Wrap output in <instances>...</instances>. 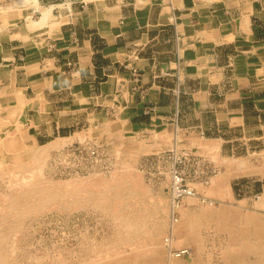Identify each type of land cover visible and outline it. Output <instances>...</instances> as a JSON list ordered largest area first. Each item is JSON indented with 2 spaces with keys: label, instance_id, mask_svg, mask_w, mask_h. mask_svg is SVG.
<instances>
[{
  "label": "crops",
  "instance_id": "0c3cea01",
  "mask_svg": "<svg viewBox=\"0 0 264 264\" xmlns=\"http://www.w3.org/2000/svg\"><path fill=\"white\" fill-rule=\"evenodd\" d=\"M15 114L26 146L108 126L216 148L239 183L174 238L190 264H264V0H1L0 116Z\"/></svg>",
  "mask_w": 264,
  "mask_h": 264
},
{
  "label": "rangeland",
  "instance_id": "374dc122",
  "mask_svg": "<svg viewBox=\"0 0 264 264\" xmlns=\"http://www.w3.org/2000/svg\"><path fill=\"white\" fill-rule=\"evenodd\" d=\"M114 128L79 131L59 139L61 144L53 142L41 159L0 166V256L5 264H190L191 257L171 258L184 248L181 236L174 238L176 230L188 220L215 222L239 181L224 177L216 148L207 147L202 157L179 136L122 139ZM1 134L10 132L2 128ZM256 167L262 171L263 162ZM173 169L183 172L196 193L183 199L179 210L172 204Z\"/></svg>",
  "mask_w": 264,
  "mask_h": 264
},
{
  "label": "bare ground",
  "instance_id": "6f19581e",
  "mask_svg": "<svg viewBox=\"0 0 264 264\" xmlns=\"http://www.w3.org/2000/svg\"><path fill=\"white\" fill-rule=\"evenodd\" d=\"M17 109V108H16ZM20 110H22V108L20 109ZM19 117H20V115L19 114H15L12 118H10V119H7V120H5L3 117H1L0 116V166H3V165H6V164H8V163H12V164H15V165H17V164H20V163H24L27 159H41L42 157H44L46 154H48L49 152H48V150L49 149H51L54 145H55V143H53L52 145H49V146H47V147H44L43 149H41V147L40 146H38V145H35V147H31V148H29V149H26L25 148V146H23V144H21V143H24L23 142V139L26 137L23 133H22V125L21 124H19L18 123V119H19ZM2 128H4V130L5 131H9L10 132V135L8 136V137H4L3 138V135L1 134V131H2ZM57 143V142H56ZM58 144H61V142H59V140H58ZM43 160V159H42ZM45 160V159H44ZM43 160V161H44ZM47 160V159H46ZM39 167V166H38ZM41 167V166H40ZM8 170V169H7ZM41 170L42 169H40L39 171L41 172ZM38 171V169H37V173L39 172ZM12 172V171H11ZM21 172V171H20ZM7 173V172H6ZM36 173V174H37ZM18 174V173H17ZM5 175V174H4ZM39 176H40V173L38 174ZM8 176V175H7ZM16 176V175H15ZM14 176V177H15ZM13 177V176H12ZM33 177H35V176H33ZM1 178V177H0ZM37 178V177H36ZM43 178V177H42ZM41 178V179H42ZM32 179V178H31ZM35 179V178H34ZM17 180H18V178H17ZM23 181H24V179H22ZM21 180V181H22ZM28 180V179H27ZM27 180H25L26 182H27V184H28V182L29 181H27ZM43 180H44V178H43ZM172 180V179H171ZM14 181V180H13ZM45 181V180H44ZM48 181H50V180H48ZM71 181V180H70ZM53 182V181H52ZM51 182V184L50 185H52L53 183ZM15 183V182H14ZM17 183V182H16ZM19 183V182H18ZM43 184H45L44 182H42ZM50 183V182H49ZM60 183V182H59ZM62 183V182H61ZM47 184V183H46ZM13 185V184H12ZM42 185V184H41ZM66 185V184H65ZM74 185V184H73ZM77 185V184H76ZM67 186V185H66ZM71 186V185H70ZM78 186V185H77ZM16 187V186H15ZM25 187V186H24ZM55 187V186H54ZM90 187V186H89ZM45 188V187H44ZM93 188V187H92ZM195 188V187H194ZM63 189V188H62ZM66 189V188H65ZM75 189H77V188H75ZM87 189V188H86ZM196 189V188H195ZM42 189H34V191L36 192V193H38V194H43L44 192L43 191H41ZM72 190H73V188H72ZM118 190V189H117ZM29 191V190H28ZM57 191H59V190H57ZM74 191V190H73ZM116 191V190H115ZM33 192V191H32ZM34 193V192H33ZM55 193V192H54ZM72 193H74V192H72ZM82 193V192H81ZM105 193V192H104ZM25 194V193H24ZM35 194V193H34ZM87 194V193H86ZM37 195V194H36ZM83 195H85V194H83ZM111 195V194H110ZM54 197H55V195H53ZM90 196V195H89ZM15 197V196H14ZM194 197H196V196H192V197H190V198H194ZM202 197V196H201ZM5 198V197H4ZM18 198V197H17ZM47 198V197H46ZM57 198V197H56ZM111 198V197H110ZM128 198V197H127ZM87 199H89V198H87ZM104 199V198H103ZM114 199V198H113ZM131 199V198H130ZM185 199V198H184ZM197 199V198H196ZM195 199V200H196ZM30 200V199H29ZM31 200H33V199H31ZM111 200H112V198H111ZM127 200V199H126ZM129 200V199H128ZM127 200V201H128ZM194 200V199H193ZM46 201V200H45ZM68 201H70V199L68 200ZM93 201V200H92ZM101 201V200H100ZM114 201V200H113ZM197 201V200H196ZM13 202H14V200H13ZM16 202V201H15ZM14 202V203H15ZM27 202V201H26ZM31 202V201H30ZM43 202V201H42ZM49 202V201H48ZM83 202H85V201H83ZM104 202V201H103ZM111 202V201H110ZM118 202V201H117ZM182 202V201H181ZM35 203V202H34ZM82 203V202H81ZM95 203V202H94ZM97 203H98V201H97ZM100 203V202H99ZM112 203V202H111ZM126 202H124V204H125ZM184 203H185V201H184ZM45 204V203H44ZM85 204V203H84ZM130 204V203H129ZM173 204V203H172ZM204 204H205V202H204ZM28 205V204H27ZM40 205V204H39ZM39 205H37V207L39 208ZM50 205H52V204H50ZM56 205V204H55ZM180 205H181V203H180ZM14 206H16V205H13V207L12 208H14ZM43 206V208H44V205H42ZM62 206V205H61ZM118 206V205H117ZM127 206H128V204H127ZM205 206H207L206 204H205ZM59 207V206H58ZM121 207V206H120ZM174 207V206H173ZM180 207V206H179ZM178 207V208H179ZM183 207V206H182ZM125 208H129V207H125ZM33 210H34V207L32 208ZM190 209V208H189ZM22 210V209H21ZM100 210V209H99ZM174 210H175V207H174ZM177 210H179V209H177ZM201 210V209H200ZM12 211H13V209H12ZM39 211H41V210H39ZM14 212V211H13ZM31 212V211H30ZM102 212V211H101ZM16 213V212H15ZM173 213V212H172ZM245 213V212H244ZM27 214V213H26ZM43 214V213H42ZM107 214V213H106ZM9 215V214H8ZM7 215V216H8ZM29 215V214H28ZM27 215V216H28ZM11 216V215H10ZM15 216V215H14ZM16 216H18V215H16ZM15 216V217H16ZM24 216V215H23ZM112 215L110 214V217H111ZM115 216V215H114ZM114 216H112L113 218H114ZM172 216V215H171ZM183 216V215H182ZM22 217V216H21ZM111 217V218H112ZM116 217V216H115ZM121 217V216H120ZM122 217H123V215H122ZM12 218V217H11ZM26 218V217H25ZM24 218V220H26ZM119 217H117V219H118ZM176 218V217H175ZM10 219V218H9ZM18 219V218H17ZM141 219V218H140ZM172 219V218H171ZM23 220V219H22ZM116 220V218L114 219V221ZM174 220H176V219H174ZM15 221V220H14ZM13 221V222H14ZM122 221V220H121ZM120 221V222H121ZM143 221V220H142ZM172 221V220H171ZM178 221V220H177ZM4 222H5V220H4ZM4 222H2V223H4ZM15 222H18V221H15ZM115 222H117V221H115ZM120 222H119V220H118V223L120 224ZM129 222V221H128ZM118 223H116V225L118 224ZM121 223H123L124 225H125V223L124 222H121ZM144 223V222H143ZM5 224V223H4ZM11 224H12V221H11ZM118 224V225H119ZM134 224V223H133ZM132 224V227L134 226ZM139 224V223H138ZM18 225H19V222H18ZM121 225V224H120ZM119 225V226H120ZM127 225V224H126ZM143 225H145V224H143ZM2 226H3V224H2ZM22 226V225H21ZM147 226V225H146ZM18 227V226H17ZM116 227V226H115ZM121 227H122V225H121ZM130 227H131V225H130ZM144 227V226H143ZM2 228V227H1ZM0 228V229H1ZM117 228V227H116ZM119 228V227H118ZM123 228L125 229V227L123 226ZM137 228H139V227H137ZM229 228V227H228ZM15 229L16 230H18L19 228H16L15 227ZM126 229H128L127 227H126ZM223 229V228H222ZM236 229V228H235ZM8 230V229H7ZM120 230H122V229H119L118 230V232H120ZM132 230V229H131ZM137 230V229H136ZM145 230V229H144ZM124 231H127V230H124ZM132 231H134V230H132ZM143 231V230H142ZM141 231V232H142ZM12 232H14V231H12ZM16 233H17V231H15ZM117 232V231H116ZM129 231H127V233H128ZM138 232V231H137ZM227 232V231H226ZM233 232V231H232ZM144 233H145V231H144ZM10 235H11V233H9ZM119 234V233H118ZM122 234V233H121ZM121 234H120V236H121ZM135 234V233H134ZM0 235H1V232H0ZM12 235H13V233H12ZM125 235V234H124ZM127 235V234H126ZM128 235H131V234H129L128 233ZM119 236V237H120ZM123 236V235H122ZM137 236V235H136ZM142 236V235H141ZM6 237H8V236H6ZM10 237V236H9ZM127 237V236H126ZM122 238V237H121ZM170 238V237H169ZM3 239H4V237H3ZM2 239V241H4ZM9 239V238H8ZM123 239H124V237H123ZM1 241V242H2ZM9 241V240H8ZM16 241V240H15ZM5 242V241H4ZM7 242V241H6ZM169 242V241H168ZM13 243H14V241H13ZM170 243H172V241L170 242ZM201 243V242H200ZM2 244H0V253H1V246ZM6 245V243H4V245L3 246H5ZM168 247H169V245H168ZM14 248L16 249V247L14 246ZM188 248V247H187ZM110 249V248H109ZM182 249H186V247L185 248H182ZM5 250H6V247H5ZM112 250H114V249H112ZM10 251H11V249H10ZM15 251V250H14ZM110 251V250H109ZM192 251V250H191ZM2 252H3V254H5L4 253V251L2 250ZM8 252H9V250H8ZM7 252V253H8ZM175 252V251H174ZM103 253H105V252H103ZM169 253V252H168ZM101 254V253H100ZM205 254V253H204ZM107 255V254H106ZM116 255V254H115ZM122 255V254H121ZM167 255V254H166ZM193 255V254H192ZM207 255V254H206ZM117 256V255H116ZM168 256V255H167ZM205 256V255H204ZM9 257H12V255L10 256V254H9ZM13 257H14V253H13ZM96 257H98V256H96ZM129 258V257H128ZM162 258V257H161ZM171 258H172V256H171ZM173 258H175V257H173ZM209 258H211V257H209ZM209 258H207V259H209ZM108 259V258H107ZM131 259H133L132 257H131ZM143 259V258H142ZM175 259H182V258H175ZM204 259V258H203ZM158 260H159V258H158ZM7 261V260H6ZM10 261H12V258L10 259ZM122 261V260H121ZM102 262V261H101ZM0 264H5V259L3 258V257H1L0 256ZM7 264V263H6Z\"/></svg>",
  "mask_w": 264,
  "mask_h": 264
},
{
  "label": "built area",
  "instance_id": "2783aa9c",
  "mask_svg": "<svg viewBox=\"0 0 264 264\" xmlns=\"http://www.w3.org/2000/svg\"><path fill=\"white\" fill-rule=\"evenodd\" d=\"M171 191H172L173 206L175 207V209H177L180 206V203L184 198L196 196L194 189L189 185L183 172L177 169H173L172 172ZM191 255H192V251L190 248L177 250L172 253V257L175 258H186V257H190Z\"/></svg>",
  "mask_w": 264,
  "mask_h": 264
}]
</instances>
